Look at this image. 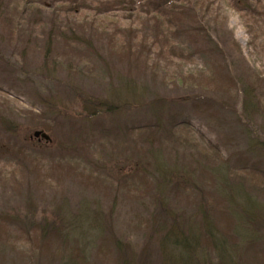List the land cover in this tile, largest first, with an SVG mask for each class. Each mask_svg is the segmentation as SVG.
Listing matches in <instances>:
<instances>
[{
  "label": "rangeland",
  "instance_id": "rangeland-1",
  "mask_svg": "<svg viewBox=\"0 0 264 264\" xmlns=\"http://www.w3.org/2000/svg\"><path fill=\"white\" fill-rule=\"evenodd\" d=\"M141 1L0 0V264H264V0Z\"/></svg>",
  "mask_w": 264,
  "mask_h": 264
},
{
  "label": "trees",
  "instance_id": "trees-1",
  "mask_svg": "<svg viewBox=\"0 0 264 264\" xmlns=\"http://www.w3.org/2000/svg\"><path fill=\"white\" fill-rule=\"evenodd\" d=\"M146 1L148 2V4L152 2L155 5H158V7L154 10V12L151 13V14L156 15V17H158V15H161L162 12H164L165 8L167 10H169L170 12H172L173 14H176V13H179V11H182L184 9V7L186 6V2H175V0H163L160 2H157L154 0H142L141 2H146ZM232 1H233V3H232L233 5H238V4L242 3V6H241L242 11L246 14H249V15L253 14L256 10L260 9L261 4H262L259 0H232ZM196 7H197V5H196ZM80 12H81L80 10L74 11L75 14H80ZM136 12H138V9H136ZM106 15H108V13H106L104 15V17ZM94 17L97 18L99 16L94 15ZM49 50H50V46H49ZM93 108L94 109H91V113L95 114L96 111L100 110L99 108H101V105L95 104ZM206 225H208V220L205 219V228H207ZM176 228H177V226L175 225V227H173V232H171V234L169 233V235L167 237L168 242L172 243L174 245V247L176 248V250H179L182 252V255L185 257L182 264H191V263L196 264L195 262L197 261V259L200 260V258H197V257H198V253H200V249H201L198 246L199 245L198 240L195 241L192 238L184 237L183 233L179 232V230ZM208 234H210L209 237L212 236V233H208ZM197 246H198L199 250H198ZM201 254H202V252H201ZM225 255L228 256L227 252H225ZM202 256L205 259L203 254H202Z\"/></svg>",
  "mask_w": 264,
  "mask_h": 264
},
{
  "label": "water",
  "instance_id": "water-1",
  "mask_svg": "<svg viewBox=\"0 0 264 264\" xmlns=\"http://www.w3.org/2000/svg\"><path fill=\"white\" fill-rule=\"evenodd\" d=\"M34 137H35V138H41V139H43V140H45V141H47V142H50V141H51L50 137H49L47 134H45V133H43V132H41V131L36 132V133L34 134Z\"/></svg>",
  "mask_w": 264,
  "mask_h": 264
}]
</instances>
